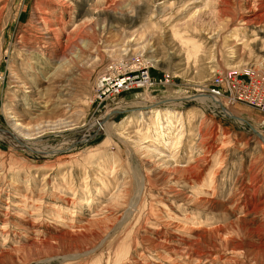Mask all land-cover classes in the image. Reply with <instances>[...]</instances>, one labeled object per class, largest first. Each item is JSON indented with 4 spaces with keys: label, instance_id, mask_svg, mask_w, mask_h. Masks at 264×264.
I'll return each mask as SVG.
<instances>
[{
    "label": "rangeland",
    "instance_id": "rangeland-1",
    "mask_svg": "<svg viewBox=\"0 0 264 264\" xmlns=\"http://www.w3.org/2000/svg\"><path fill=\"white\" fill-rule=\"evenodd\" d=\"M107 63L155 82L104 107ZM229 69L264 0H0V264H264V111L198 97Z\"/></svg>",
    "mask_w": 264,
    "mask_h": 264
},
{
    "label": "built area",
    "instance_id": "built-area-1",
    "mask_svg": "<svg viewBox=\"0 0 264 264\" xmlns=\"http://www.w3.org/2000/svg\"><path fill=\"white\" fill-rule=\"evenodd\" d=\"M161 81H168L166 77ZM155 80L149 71L137 64L132 67L107 63L93 82V96L96 102L115 100L123 92L151 87ZM207 92L228 103L244 102L264 111V77L261 74L234 73V69L217 72Z\"/></svg>",
    "mask_w": 264,
    "mask_h": 264
},
{
    "label": "bare ground",
    "instance_id": "bare-ground-1",
    "mask_svg": "<svg viewBox=\"0 0 264 264\" xmlns=\"http://www.w3.org/2000/svg\"><path fill=\"white\" fill-rule=\"evenodd\" d=\"M196 42H193V49H194V51L196 52V50H197V48H198V46L195 44ZM198 97L201 99V100H208V99H210V100H212V101H214V102H219L218 104L221 106V107H223V102H221L222 100L220 99V98H216L215 96L213 97V96H209V95H206V94H199L198 95ZM198 98V99H199ZM224 110H225V108H224ZM150 112H153V111H150ZM137 114H139V115H143L144 113H146L145 111H143V110H140V112H136ZM166 113V114H165ZM162 114H165V115H162ZM175 114V112L174 111H172V110H167V109H160V108H157L155 111H154V113H153V116H154V119H155V123H159V122H163V121H165V122H170L171 120H172V115H174ZM128 119H130L129 118V116L125 119V121H124V123L126 122V120H128ZM106 122L107 121H105V122H103V123H105L106 124ZM102 123V122H101ZM148 131L149 130H147L146 132H145V135L148 133ZM256 131V133H258L259 134V132L257 131V130H255ZM166 133H169V131L167 130L166 131ZM155 135H156V139H159V138H162V137H164L163 136V134L161 133V131L160 130H156V132H155ZM5 136H7V138L8 139H10V140H12V141H15V143L17 142V144H19V145H22L24 148H28V149H31V150H33V151H35V152H40V153H43V152H46V150H44L43 149V147H41V145H39L38 143H36V142H32V141H27L26 140V138H20V137H17V136H13L12 138L14 139H11V137H9L8 135H5ZM146 138V137H145ZM178 141H180V140H178ZM16 144V145H17ZM200 144V143H199ZM189 167V166H188ZM191 168V167H190ZM182 170H187V169H182ZM231 173H232V171H231ZM228 176H229V174H228ZM229 179H231L230 177H228L227 178V181L229 180ZM238 184V178H236L234 181H233V187L232 188H230V190H229V193L231 192V190L233 191L234 190V188L236 187V185ZM241 188V187H240ZM248 188H250V187H248ZM227 192V191H226ZM229 193H228V198H230V196H229ZM261 203H263V201L261 200L260 202H259V200L258 201H256V204L257 205H259V204H261ZM257 205H255L254 207H253V209H255V207L257 206ZM257 208H258V206H257ZM201 219H203V218H201ZM57 220H59V219H57ZM204 221H206V219L204 220H202L201 222H204ZM68 223V222H67ZM70 223V222H69ZM70 225H72V224H70Z\"/></svg>",
    "mask_w": 264,
    "mask_h": 264
}]
</instances>
